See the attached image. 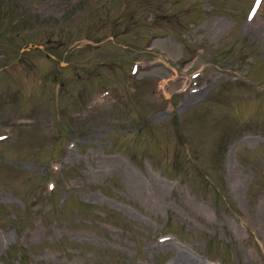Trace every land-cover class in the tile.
<instances>
[{
	"label": "rangeland",
	"instance_id": "obj_1",
	"mask_svg": "<svg viewBox=\"0 0 264 264\" xmlns=\"http://www.w3.org/2000/svg\"><path fill=\"white\" fill-rule=\"evenodd\" d=\"M175 262L264 264V0H0V264Z\"/></svg>",
	"mask_w": 264,
	"mask_h": 264
},
{
	"label": "bare ground",
	"instance_id": "obj_2",
	"mask_svg": "<svg viewBox=\"0 0 264 264\" xmlns=\"http://www.w3.org/2000/svg\"><path fill=\"white\" fill-rule=\"evenodd\" d=\"M142 66V65H141ZM154 68V67H153ZM175 80V79H174ZM175 264H180V262H175Z\"/></svg>",
	"mask_w": 264,
	"mask_h": 264
},
{
	"label": "water",
	"instance_id": "obj_3",
	"mask_svg": "<svg viewBox=\"0 0 264 264\" xmlns=\"http://www.w3.org/2000/svg\"><path fill=\"white\" fill-rule=\"evenodd\" d=\"M39 46H42V45H39Z\"/></svg>",
	"mask_w": 264,
	"mask_h": 264
}]
</instances>
